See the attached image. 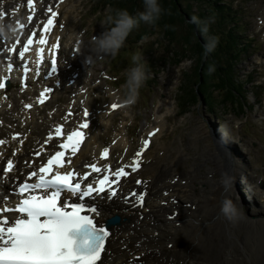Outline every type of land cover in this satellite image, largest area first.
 <instances>
[{
    "label": "rangeland",
    "instance_id": "374dc122",
    "mask_svg": "<svg viewBox=\"0 0 264 264\" xmlns=\"http://www.w3.org/2000/svg\"><path fill=\"white\" fill-rule=\"evenodd\" d=\"M95 1L68 0L64 9L72 13L69 14L68 23H66L69 36L65 35V41H68L70 37L76 38L77 36H81L85 41L84 53L77 61L80 66L82 65L80 84L89 83L91 98L97 103L110 100L109 90H107L109 89L107 85L110 84L114 89L116 88L123 99L122 85L125 82V73L133 66L132 57L135 54H139L145 59L147 58L146 54L152 52L149 55L151 59L148 62L150 63L146 68L147 72L152 69V66L155 70L153 76L148 75L149 78L140 89L136 102L124 110L116 111L109 118V123L107 125L104 123L103 128L99 130V140L103 141V144L111 143L116 133L122 131L127 143L122 147L116 146L115 153L118 156L125 155L126 147L130 148L131 153L138 148L140 138L145 136L144 134L149 129L153 126H162L160 134L151 138L153 144L148 151L149 157L154 162L156 174H160V170L168 169L170 176L174 175L175 179L179 178V181H176L181 188L187 192L193 189L197 195L203 198V196L210 195L209 189L204 188L207 186L206 182H212L213 179L220 181L224 178V175L211 171L213 168L211 160L216 157L218 161L222 162L224 158L220 156V150L223 149L226 153L231 150L236 153V157L242 156L249 167L252 181L248 186L257 187L258 190L264 192V97L257 96V100L262 103L256 104L252 111L248 109L245 115L236 116L231 108L220 104L219 95L212 92V81L209 80L212 73L205 80L202 78V66L190 48L185 47L184 53L187 57L181 58L183 62L178 68L163 63L166 61L165 57L157 56L163 55L161 49H158L159 45H152L156 41L163 42L164 39L159 36H149L144 43H150H142L141 47L138 45L139 48L135 47L136 43H134L133 37L126 39L122 46L127 55V60L124 62L121 61L124 54H119L120 49L115 56L97 54L93 51L90 42L93 37L104 31L101 21L108 15L107 10L110 7L101 8V4L95 6ZM181 1L185 7L187 3ZM213 1L194 0L191 2L192 7L189 9V13L193 16V14L196 15L202 11L207 16L211 15L212 9L216 10L212 4ZM225 1L224 10L226 9L229 14L227 19L230 24L234 21L235 25L239 27L238 31L247 39L251 38L249 56L244 57L241 63L236 66L237 75H240L239 84H244L245 90L251 89L253 84L246 82L243 77L246 72L258 68L250 75L252 79L261 81H256L255 84L263 83L260 76L264 73V37L262 34L264 32V0ZM3 2L12 5L14 0H4ZM161 4H164V0H161ZM212 13L215 14L214 11ZM173 20L171 18V24H174ZM261 21L262 24H259ZM212 25H215V21ZM178 44L181 45L180 36H178ZM253 55L256 56L250 58ZM86 57L91 58L92 62L89 66L83 64V59ZM159 64L162 65L158 66ZM104 71L118 77V81L107 78L104 81L105 78H102L100 74ZM199 75L205 89L207 88L209 91V96L199 85ZM200 87L202 90L199 89ZM71 90H75V88L65 87L62 89L57 99L50 101L40 112L44 116H48L51 110L58 112L65 109L74 100V92ZM199 92H201L203 101L198 104ZM248 101L251 106L255 103L251 94L248 95ZM207 105L212 107L211 110L206 108ZM16 108L20 110L21 105L14 109L16 110ZM220 128L225 130L222 131ZM233 183L235 184L234 181ZM240 184L239 182L236 187L239 204L241 203L240 205L245 208H251L252 211L253 207H260L263 200L257 198V202L252 203V200L246 196V189H240ZM186 185L189 187L185 188ZM241 191H244L245 194ZM191 209L194 210L195 207L193 206ZM237 210L239 211V208ZM247 214V218H250V212ZM243 232L242 236H239L242 241L246 237L244 225ZM193 255L194 252H192Z\"/></svg>",
    "mask_w": 264,
    "mask_h": 264
},
{
    "label": "bare ground",
    "instance_id": "6f19581e",
    "mask_svg": "<svg viewBox=\"0 0 264 264\" xmlns=\"http://www.w3.org/2000/svg\"><path fill=\"white\" fill-rule=\"evenodd\" d=\"M64 7L65 4H62L57 8L59 12L58 24L64 25L66 18L69 19V14H72L64 12ZM65 33L64 26L61 30L54 31L55 37H63ZM8 39L3 37V41ZM81 54L82 51L79 50L74 57ZM67 55L70 57L69 59H67ZM60 58L61 62L71 66L69 71L63 69L56 77L53 76L46 82L37 78L28 87L30 88L28 92L31 89L35 90L36 86L50 87L53 91L49 101L56 100L61 90L65 88L64 81H68L75 86L76 92L74 100L63 113L68 114L71 111L70 117H73L74 121L68 120L67 124H62L61 119L63 118L55 111L44 116L40 112L41 110L33 108L25 113H21L23 110L16 111L14 106L11 108L10 105L17 103L16 99L20 98L15 92L13 93L15 85L11 82L7 92L9 100L7 101V97L0 100V122L4 129L8 125L12 124L13 126L14 121L20 117V125L24 123L25 127L31 126L34 134L26 137L27 141L21 148V153L24 152V160H27L30 149L36 147L37 140L38 150H54V139L47 144L44 141L46 146L43 148L42 139L46 140L47 137L43 135L42 130L45 129L48 136L52 132L51 126L63 125V128L70 129L69 126L75 122L87 121L89 128L86 130V138L78 153L72 157L71 165L68 166L71 170H77L78 167L86 164L83 161L85 157L92 156L93 158L102 148L99 130L103 123L106 125L109 123L107 112H110L111 104L119 103L116 101L119 96L111 94L109 103L97 105V102L91 98L88 87L83 88L80 84L81 77L78 74L81 70L75 66V61L72 60L70 53H64ZM47 69L48 64L46 63L45 66H42L41 73ZM54 80L62 81L59 88L54 86ZM79 104L83 105L80 110ZM84 109L88 110V117L84 116ZM110 114L114 113L110 112ZM162 128L160 126L155 129L154 137L160 134ZM120 133L116 138L117 146L127 142L123 132ZM35 135L37 136L35 137ZM6 144L15 146L9 140ZM152 144L153 139H149L148 149L141 156L142 167L135 174L140 178V181L146 182V184H135L133 181L123 180L121 190L124 192L118 194V197H122V201L116 199L112 203L102 201L98 204L100 221L118 218V221L110 226L112 236L105 245L106 253L102 254V262L98 264H131L136 260L147 261L149 264H264V192L258 190L257 187L248 186L251 184L252 175L242 156L236 157L234 151L230 150L229 152L227 149L229 153H226L222 149L223 151L219 154L224 158V161L220 162L216 157L213 160L209 159V162L213 163L211 171L229 178L230 184L226 188L221 183L222 180L215 181L213 179L212 182H206L207 186L204 188L209 189L210 195L202 198L193 189L190 191L194 193H191L181 188L177 184L179 178L175 179L174 175L170 176L168 169L160 170V174H156L154 162L148 154ZM7 145L2 146L1 156L5 155ZM20 158H23V155ZM30 160L33 161V159ZM125 162L126 159L123 158L120 164ZM24 167V165L16 166L13 176L5 178L11 182L15 178H20V172ZM238 181L242 184V186L240 184V189H246V196L252 200V203L257 202V198L263 200L260 207H253L252 211L251 208H245L240 205L241 203L239 204L236 193ZM128 186L145 191L146 197L141 207L136 208L131 204V200L127 199L124 189ZM8 187L10 189L8 184H2L0 181V189H3L4 196L9 197ZM186 187L189 186L186 185ZM241 192L245 194L244 191ZM10 197L12 198V195ZM225 200H230L236 209L239 208L238 215L232 220L226 218L221 211ZM2 202L3 200L0 199V205ZM193 206L195 209H190ZM249 212L251 217L247 218ZM243 225L246 227V237L242 241L239 236L244 233ZM238 228L239 230H237ZM192 252H194L193 256Z\"/></svg>",
    "mask_w": 264,
    "mask_h": 264
},
{
    "label": "snow or ice",
    "instance_id": "6c2138e0",
    "mask_svg": "<svg viewBox=\"0 0 264 264\" xmlns=\"http://www.w3.org/2000/svg\"><path fill=\"white\" fill-rule=\"evenodd\" d=\"M27 6L35 12L34 0H27ZM51 14L46 23L42 25L40 38L35 41L40 45L36 50L37 59L34 61L36 67L31 69L29 62L25 59L33 44V38L37 35L33 32L22 48L17 50V41L8 52L18 51V60L21 62L20 68L24 83L22 89L27 87V81L30 74L36 78L41 76V68L45 63V46L48 43V37L45 35L55 27V18L57 12L49 7ZM27 20L31 22L33 15H29ZM22 28L24 24L20 25ZM59 41L51 45V49H58ZM12 58L9 57V60ZM13 70V63L8 62L6 71ZM58 71V62L55 53L49 62L48 70L44 73L46 78L53 77ZM9 77L5 76L0 80V90L5 89L6 81ZM53 89L45 87L39 93L37 103L43 105L49 98ZM33 104H26V109H32ZM120 105L113 103L111 108L116 110ZM85 117L89 116L87 109H84ZM72 115L69 111L68 116L64 117L67 121ZM63 125L54 128V135L50 132L45 140V144L51 140L59 138L57 145L59 150L50 155L46 162H40L34 167V162H25V167H33L25 182L19 184L14 189L17 201L14 207L8 206V198L5 197L0 205V264H98L102 262V254L106 253V241L109 239L110 232L104 227H98L94 222L92 215H100L97 208L87 207L84 203H73L72 198L83 201L86 197L97 196L107 192L109 199L117 196V190L113 186L119 185L120 179L127 177L130 173L126 168H131V172H136L140 167V158L144 150L149 146V140L145 139L142 147L135 153L132 164L123 165L114 171L110 166L98 167L96 163L89 165L91 173H107L103 178L97 176L92 183L82 187V182L88 179L90 173H76L70 168L72 157L77 154L85 140L86 133L84 129L89 128L87 121L81 123L78 128L65 133ZM151 135H155L151 133ZM19 134L12 137L17 140ZM6 143L0 139V146ZM23 143V140H20ZM34 155L39 157L40 151H35ZM100 158L109 156V148H104L99 154ZM13 160L9 159L7 166L0 172V176L7 177L8 173L14 171ZM34 178V182L32 181ZM137 184L145 183L140 180ZM63 195V201H62ZM136 202L139 205L144 203V195H138L133 192ZM87 211L90 214H82ZM11 214V220L9 219Z\"/></svg>",
    "mask_w": 264,
    "mask_h": 264
},
{
    "label": "clouds",
    "instance_id": "9594fccd",
    "mask_svg": "<svg viewBox=\"0 0 264 264\" xmlns=\"http://www.w3.org/2000/svg\"><path fill=\"white\" fill-rule=\"evenodd\" d=\"M163 11L158 0H144V11L137 13L135 16L131 15L126 9L114 10L101 21L104 31L99 36L92 38L90 43L93 51L100 55L115 56L134 28H137L141 22L155 24L160 19ZM192 20L200 26L203 33L208 32L210 21H201L195 16H193ZM15 35L16 29L13 25L5 26L0 22V36L11 39ZM216 43L215 38L211 39L206 45L207 51H212ZM132 61L133 66L126 70L125 82L122 85L124 94L122 103L125 106H131L136 102L140 89L149 78L145 59L141 55L135 54L132 57ZM214 70V67L209 68L210 73ZM221 183L227 188L230 184V179L224 177ZM221 211L229 220L238 215V210L230 200L224 201Z\"/></svg>",
    "mask_w": 264,
    "mask_h": 264
},
{
    "label": "trees",
    "instance_id": "16d2710c",
    "mask_svg": "<svg viewBox=\"0 0 264 264\" xmlns=\"http://www.w3.org/2000/svg\"><path fill=\"white\" fill-rule=\"evenodd\" d=\"M108 5H111L114 10L116 9H126L129 8L132 11H136L138 8V3L135 2V0H103ZM162 8L164 9L163 14L161 15L160 19L153 25H158L159 27L163 26H169L167 18L170 16L178 17V14L176 13L177 9L173 2L171 0H164V4L162 5ZM174 12V14H171ZM223 13V12H222ZM229 17V14H228ZM226 38L222 40L219 44V52L218 55L213 59L211 62H204L202 65V70L204 71L205 78H207L208 71L210 67H214V74H211L209 79L216 80L218 78V87L221 89L222 85L225 84V86H231V82L233 80L232 70H228L226 73L223 72V69L226 70L223 63H226V59L230 58L231 62L235 61L240 53L239 45L242 44V37L241 34H239V31H237L235 26H232V28L224 29ZM243 49H241L242 51ZM220 60H222L220 62ZM216 77V78H215ZM221 77H225V79H222ZM204 85V84H203ZM216 86V85H215ZM217 87V86H216ZM235 89L232 88V91L227 93V97L225 98L224 102L230 101L237 102L235 100Z\"/></svg>",
    "mask_w": 264,
    "mask_h": 264
}]
</instances>
